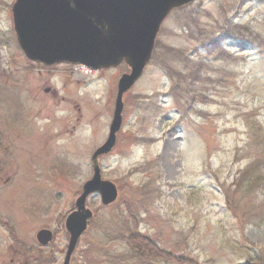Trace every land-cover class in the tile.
Segmentation results:
<instances>
[{
	"label": "rangeland",
	"instance_id": "obj_1",
	"mask_svg": "<svg viewBox=\"0 0 264 264\" xmlns=\"http://www.w3.org/2000/svg\"><path fill=\"white\" fill-rule=\"evenodd\" d=\"M15 1L0 0V264H63L66 216L92 177L130 68L29 60L13 27ZM123 101L116 145L100 157L119 197L109 206L89 197L94 216L71 264L264 261V183L248 198L236 189L260 147L253 129L264 136V0L174 10ZM41 228L55 232L48 246L36 240ZM134 234L160 255L135 249Z\"/></svg>",
	"mask_w": 264,
	"mask_h": 264
},
{
	"label": "water",
	"instance_id": "obj_2",
	"mask_svg": "<svg viewBox=\"0 0 264 264\" xmlns=\"http://www.w3.org/2000/svg\"><path fill=\"white\" fill-rule=\"evenodd\" d=\"M194 0H16L12 6L14 31L25 56L45 65L82 64L93 70L126 63L117 85L113 118L106 141L92 155L93 175L66 218L70 234L63 264H70L79 238L93 211L86 206L99 194L103 205L119 195L114 182L102 178L99 157L116 145L123 123L124 94L140 79L152 59L157 35L169 14ZM38 241L47 245L52 231L41 229Z\"/></svg>",
	"mask_w": 264,
	"mask_h": 264
},
{
	"label": "trees",
	"instance_id": "obj_3",
	"mask_svg": "<svg viewBox=\"0 0 264 264\" xmlns=\"http://www.w3.org/2000/svg\"><path fill=\"white\" fill-rule=\"evenodd\" d=\"M251 128L254 127L252 126ZM252 142L255 143L254 145L260 146L257 149L258 153L252 157L249 165L240 173L242 174L241 178L236 184L237 186L236 189L239 188L242 189L246 194V198H248L250 194H254L259 189V187L264 183V136L263 134L259 133V129L257 128L253 129ZM228 203L231 202L228 201ZM263 204L264 202L260 204V207H262ZM261 220L262 221H260L259 224L260 223L264 224V219L261 218ZM128 238L130 239L131 236ZM132 238L131 239L133 240V242L131 241L132 242L131 245L137 250L140 249H143L144 251L148 250V257H156L152 255L153 252L151 251V249L156 250L160 255V249H158V247L148 238L139 234L138 235L134 234ZM250 261L252 264L253 263L264 264L263 259H261L257 255L254 256L250 254Z\"/></svg>",
	"mask_w": 264,
	"mask_h": 264
},
{
	"label": "flooded vegetation",
	"instance_id": "obj_4",
	"mask_svg": "<svg viewBox=\"0 0 264 264\" xmlns=\"http://www.w3.org/2000/svg\"><path fill=\"white\" fill-rule=\"evenodd\" d=\"M74 209V206L69 210V212H68V214L72 211ZM67 214V215H68ZM53 232V240H54V237H55V232L54 231H52ZM52 240V241H53ZM40 245V244H39ZM42 246V245H41ZM48 246V245H47ZM33 248V247H32ZM31 251H33V250H31Z\"/></svg>",
	"mask_w": 264,
	"mask_h": 264
},
{
	"label": "bare ground",
	"instance_id": "obj_5",
	"mask_svg": "<svg viewBox=\"0 0 264 264\" xmlns=\"http://www.w3.org/2000/svg\"><path fill=\"white\" fill-rule=\"evenodd\" d=\"M88 72H90V71H88Z\"/></svg>",
	"mask_w": 264,
	"mask_h": 264
}]
</instances>
